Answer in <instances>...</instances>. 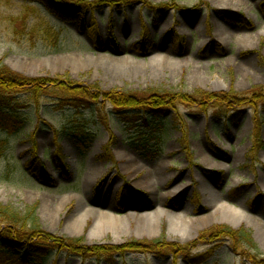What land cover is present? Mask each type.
Listing matches in <instances>:
<instances>
[{
	"label": "rangeland",
	"instance_id": "rangeland-1",
	"mask_svg": "<svg viewBox=\"0 0 264 264\" xmlns=\"http://www.w3.org/2000/svg\"><path fill=\"white\" fill-rule=\"evenodd\" d=\"M44 28L60 34L57 48L38 38ZM0 61L25 77L105 92L241 94L264 86V0H146L64 17L35 0H0ZM27 96H17L26 105L19 110L24 127L0 130V205L33 209L42 231L82 238L88 247L196 242L174 260L127 253L109 262L50 251L43 264H251L247 249L238 255L227 240L200 237L215 226L249 230L264 260V112L260 146L251 153L249 108L218 114L181 107L175 126L170 113L124 123L106 105L103 126L93 106L56 111L46 95L36 109ZM233 206L252 221H238ZM217 243L212 257L198 261Z\"/></svg>",
	"mask_w": 264,
	"mask_h": 264
},
{
	"label": "trees",
	"instance_id": "trees-1",
	"mask_svg": "<svg viewBox=\"0 0 264 264\" xmlns=\"http://www.w3.org/2000/svg\"><path fill=\"white\" fill-rule=\"evenodd\" d=\"M27 1V0H26ZM33 1V0H32ZM38 1L48 13L56 17L70 16L74 13L93 11L94 9L123 8L125 5L146 0H35ZM38 38L46 42L54 49L58 47L60 34L46 28L39 31ZM112 43L115 44L113 37ZM142 42H144L142 40ZM28 93L29 105L33 104L36 109L43 96H49L54 105V110L61 111L72 109L79 112L80 109L89 110L92 106L99 113L100 122L106 126V121L101 113L104 106L110 105L117 113V116L124 123L134 124L137 120H142L143 116L161 118L166 113H170L175 125L176 119L180 118V108H196L200 112H207L212 109L218 114L230 112H240L241 109L252 111L255 123V134L253 137L254 145L251 153L260 146L258 139V127L262 122L261 113L264 112V86L253 87L245 93H212L195 91L191 94L181 93L166 89H148L143 92L131 91H101L97 86L75 85L68 80L41 77L29 78L17 74L0 61V130L9 134H15L24 127L25 121L21 117V105L17 96ZM37 115V114H36ZM230 118L233 115L227 114ZM176 126V125H175ZM54 133L58 134L57 130ZM182 133V141L185 140V132ZM111 143L113 139L111 138ZM88 140H85V143ZM82 141H79L81 149H84ZM110 144V143H109ZM109 145L104 148L107 153ZM1 152V146H0ZM62 167L60 160H57ZM31 168L42 178L41 170L32 165ZM65 176H68L64 171ZM46 182L50 180L43 179ZM29 212V213H28ZM208 236L213 242L227 240L230 249L238 255L246 249L251 256V264H264L260 258L256 245L253 242L251 232L243 227L233 230L226 226H215L207 232L200 234V237ZM0 264H43L44 259L50 251L66 252L80 258H98L112 260L118 254L123 256L127 253H149L158 256L172 255V259L185 255L191 245L177 246L172 243H165L163 239L150 241H133L122 247L112 246H85L82 238H66L48 234L41 230L33 209H29L22 214L13 208L0 205ZM201 242V240L199 239ZM211 248L203 253L196 255L198 261L204 262L212 257L215 248ZM247 255V256H248ZM203 259V260H202Z\"/></svg>",
	"mask_w": 264,
	"mask_h": 264
},
{
	"label": "bare ground",
	"instance_id": "bare-ground-1",
	"mask_svg": "<svg viewBox=\"0 0 264 264\" xmlns=\"http://www.w3.org/2000/svg\"><path fill=\"white\" fill-rule=\"evenodd\" d=\"M223 203H226V202H223ZM226 206H229L228 204H223V205H219V206H217V207H226ZM232 206V205H231ZM233 212H234V215H235V217H236V219L238 220V221H244V222H246V224H249V221H252V218L249 216L250 214H248L247 212H246V210H244L243 209V207H240V206H236V207H234L233 206Z\"/></svg>",
	"mask_w": 264,
	"mask_h": 264
}]
</instances>
